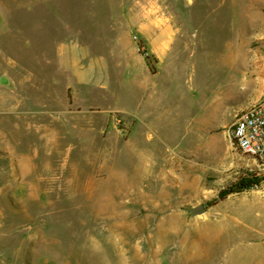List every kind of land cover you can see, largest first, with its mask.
Returning a JSON list of instances; mask_svg holds the SVG:
<instances>
[{"label": "rangeland", "instance_id": "rangeland-1", "mask_svg": "<svg viewBox=\"0 0 264 264\" xmlns=\"http://www.w3.org/2000/svg\"><path fill=\"white\" fill-rule=\"evenodd\" d=\"M154 21L173 36L157 76L129 70L114 54L130 47L125 42L84 53L107 36L125 37L145 55ZM60 48L75 56L70 73L78 65L93 77L94 67L104 85L80 92L86 113L70 119L77 129L54 112L69 92L30 85L53 83ZM248 52L258 63L252 75ZM146 63L156 72L154 55ZM2 73L14 88L0 87V264H264V189L208 205L236 179H257L231 127L263 93L264 0H0ZM150 101L154 129L145 131H166L173 150L167 187L138 184L143 156L123 147L107 150V168L122 157L133 185L102 180L98 164L81 154L91 133L88 110L104 111L125 137L124 119L136 118L113 110L134 112ZM39 103L44 113L24 115ZM61 126L67 134H55ZM153 138L160 163L166 148ZM201 204L205 213H191Z\"/></svg>", "mask_w": 264, "mask_h": 264}, {"label": "crops", "instance_id": "crops-1", "mask_svg": "<svg viewBox=\"0 0 264 264\" xmlns=\"http://www.w3.org/2000/svg\"><path fill=\"white\" fill-rule=\"evenodd\" d=\"M158 21H154V36L148 42H145L147 52L145 55H139L138 52L134 51L133 46L125 37H120L116 39H111L107 36L98 37L97 40L94 41L95 45L98 46L97 49L95 45L90 49L85 51V55H97L100 54V49L104 48L107 50L111 49L110 43L119 44V43H127L129 44V48L123 47L122 51L120 47L116 48L117 51L114 52L115 55H119V58L125 59V63L129 70L134 73V75L146 76V74L151 76H157L159 72L162 70V67L165 64L167 56L171 50V43L173 41V36L168 34H163L156 27H158ZM167 27V26H166ZM168 32V30H166ZM102 46V47H101ZM61 49V48H60ZM240 53V51H239ZM242 56V53H240ZM154 55V67L156 68V72L151 73L148 69L146 61L148 58H153ZM254 55L251 52H248L246 59V65L251 71L256 68L257 62L254 59ZM75 56L66 53L63 49L60 50V54H58L56 60V72L58 73L57 77L53 80V83H50L48 87H42L39 83L32 82L30 83L31 89L34 90H50L54 86L55 88H59V90L69 92L71 95V99L68 101L61 100L57 101L55 104L56 110L54 111L57 114L64 115L68 117L69 120L72 117L83 115L86 113V110L83 108L84 99L82 94L80 93L84 87H95L102 88V81L95 77L96 73L92 68V73L94 76H91V72H85L83 69H79L78 65H76V70L73 73H70L68 70L69 66H74L75 64ZM74 64V65H72ZM70 69V68H69ZM102 69V66L100 70ZM254 72L252 71L251 75ZM90 74V75H88ZM252 77V76H251ZM46 103V102H45ZM45 103L30 104L28 105L29 109L24 111V115H41L44 113L40 110L42 107H45ZM27 106V105H25ZM24 106V107H25ZM42 106V107H41ZM40 107V109L36 110L35 108ZM16 111L14 106L12 105L8 112ZM112 111V110H111ZM114 112L121 113L124 115L134 116L136 121H132L129 118L124 119L125 126L129 129V134H126L125 137H121L118 135L116 129L114 127H110L108 125V117L105 115V112L100 110L99 108H90L88 110L92 116V126L91 133L86 134L88 139L86 145H82V155L86 156L88 162H94L98 164V170L100 173H105V178L102 180H115L120 181L119 184L133 185L134 177L130 176L123 166H120L123 162V158L115 159L112 158V165L107 168L109 160L106 158L107 150L112 147H123L127 150H133L137 154H142L143 162L141 166V171H143L139 175V183L141 186H153L154 187H162L166 188L168 185V177L167 172L172 168L169 166V155L172 154L173 151L170 147L169 143V134L166 131H156L154 134H158L159 143L165 149V154L160 161V163L154 162V150L156 146H154V138L153 135L148 134L145 131V128H153L154 129V101H150L144 106L137 107L134 112L127 110L124 107H117ZM13 112V113H14ZM46 112V111H45ZM51 112V111H48ZM107 112V111H106ZM109 112V110H108ZM47 113V112H46ZM15 114V113H14ZM165 116V113H164ZM43 120V119H42ZM67 121L72 122L73 128H78L77 121ZM41 121V120H40ZM71 124V123H70ZM71 126V127H72ZM47 127V126H46ZM64 127V126H63ZM61 126V130H57L55 134H67L68 130ZM44 129H46L44 127ZM73 132V131H71ZM70 133V132H69ZM77 135V134H75ZM80 135V134H79ZM179 147V146H178ZM169 150V151H167ZM179 153H183L184 150L179 147L177 151ZM114 160V161H113ZM102 162V163H100ZM114 162V163H113ZM145 173V174H143ZM163 177V184L158 183V176ZM136 177V176H135ZM137 178V177H136ZM94 179V178H93ZM152 181L151 183H146V181ZM149 182V181H148ZM232 195L228 196L231 197Z\"/></svg>", "mask_w": 264, "mask_h": 264}, {"label": "built area", "instance_id": "built-area-1", "mask_svg": "<svg viewBox=\"0 0 264 264\" xmlns=\"http://www.w3.org/2000/svg\"><path fill=\"white\" fill-rule=\"evenodd\" d=\"M231 139L240 153L255 163L258 186L264 189V89L259 100L235 116Z\"/></svg>", "mask_w": 264, "mask_h": 264}, {"label": "trees", "instance_id": "trees-1", "mask_svg": "<svg viewBox=\"0 0 264 264\" xmlns=\"http://www.w3.org/2000/svg\"><path fill=\"white\" fill-rule=\"evenodd\" d=\"M259 185V180L251 175H245L236 179L232 184L222 188L215 199L208 202L209 206H213L218 202L225 200L230 195L240 194L244 191L254 188Z\"/></svg>", "mask_w": 264, "mask_h": 264}, {"label": "water", "instance_id": "water-1", "mask_svg": "<svg viewBox=\"0 0 264 264\" xmlns=\"http://www.w3.org/2000/svg\"><path fill=\"white\" fill-rule=\"evenodd\" d=\"M0 87L12 90L14 88L12 80L4 73L0 74ZM206 212L204 205H198L191 208V213L201 215Z\"/></svg>", "mask_w": 264, "mask_h": 264}]
</instances>
